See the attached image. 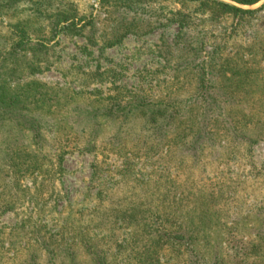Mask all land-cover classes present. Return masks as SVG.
<instances>
[{
	"label": "rangeland",
	"instance_id": "rangeland-1",
	"mask_svg": "<svg viewBox=\"0 0 264 264\" xmlns=\"http://www.w3.org/2000/svg\"><path fill=\"white\" fill-rule=\"evenodd\" d=\"M219 1L0 0V264H264V0Z\"/></svg>",
	"mask_w": 264,
	"mask_h": 264
},
{
	"label": "trees",
	"instance_id": "trees-1",
	"mask_svg": "<svg viewBox=\"0 0 264 264\" xmlns=\"http://www.w3.org/2000/svg\"><path fill=\"white\" fill-rule=\"evenodd\" d=\"M148 0H100V3L102 7H108V6H115L118 7L122 12L123 16L121 18L122 23L123 22H128L131 20L130 23H126L125 26L131 27L134 25L135 21L138 22H149V18H152L153 14L151 15H144L142 9L145 5V3ZM190 1H195L198 2L200 9L202 10H208L209 13H211L213 16H219V15H239V14H244L250 12V10H243L240 7L234 6L232 4L222 2L219 0H190ZM234 1L235 3L242 5V6H252L260 2L261 0H231ZM264 7V3L262 5ZM204 8V9H203ZM54 16L57 17L56 20V25H59L61 23H65L70 20H75L77 19L74 14H69L65 10L62 11H57L54 13ZM185 28V24L181 23L179 24V29L182 31V29ZM126 32V31H125ZM205 75H207L206 70L202 71L199 77V87H198V93L202 91V83L205 80ZM201 100H202V107L204 113H206L208 110L213 109V107L219 106V102H221L223 99H226V95L222 90L218 91H210L208 89L203 90L201 92ZM135 104H132L130 106L125 105L127 107V112L131 111V108H134ZM126 110V109H125ZM206 117V116H204ZM154 121V120H153ZM157 122V121H156ZM201 129H204L203 127Z\"/></svg>",
	"mask_w": 264,
	"mask_h": 264
}]
</instances>
